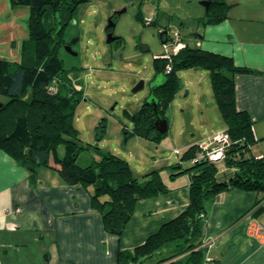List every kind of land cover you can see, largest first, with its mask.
Returning a JSON list of instances; mask_svg holds the SVG:
<instances>
[{"label":"trees","instance_id":"1","mask_svg":"<svg viewBox=\"0 0 264 264\" xmlns=\"http://www.w3.org/2000/svg\"><path fill=\"white\" fill-rule=\"evenodd\" d=\"M86 1L10 0L13 6H25L29 10L28 37L22 41L20 61L0 58V95L8 98L0 108V149L25 167L33 182L38 169L48 167L54 168L69 185L92 186L91 204L100 211L103 229L120 236L131 218L135 201L164 193L168 188L160 178L159 169L138 179L129 162L110 151L96 148L97 158L85 166L77 161L85 150L78 142L80 131L75 125V111L83 91L76 89L79 81L71 80L70 70L64 67L58 52L65 44L64 28L68 20L79 4ZM230 7L224 0H211L200 23L207 25L227 19ZM63 11L66 14L62 15ZM49 13L54 21L48 23ZM137 17L143 19L140 13ZM165 34L166 31H161V40ZM116 39L121 43L120 37ZM154 65L150 83L160 78V84L153 86L137 111L124 112L133 124L126 136L143 135L152 141L165 136L155 128L156 112L147 99L153 94L157 111L169 122L166 110L183 90L178 72L198 68L210 74L231 145L221 165L206 159L194 160L199 144H191L180 152L178 163L170 168L189 173V204L142 244L132 250L119 249L116 264H201L203 224L214 196L237 187L247 191L264 189V156L257 158L251 154L256 143L253 119L235 105L234 78L250 70L237 66L232 57L188 44L169 58L156 57ZM61 144L62 155L57 150ZM50 158L60 167L51 165ZM185 162L187 167L182 168ZM170 245L178 250L164 253L163 249ZM182 254L186 255L178 258Z\"/></svg>","mask_w":264,"mask_h":264},{"label":"crops","instance_id":"2","mask_svg":"<svg viewBox=\"0 0 264 264\" xmlns=\"http://www.w3.org/2000/svg\"><path fill=\"white\" fill-rule=\"evenodd\" d=\"M180 1L191 9L179 20L199 19L194 44L180 37L184 44L232 57L237 66L250 70L234 78L235 105L253 119L256 143L251 154L264 156V0H224L231 5L228 18L207 25L200 23L207 10L200 5L202 0H159L147 16L160 29L170 28V16ZM24 15L29 16L27 7ZM18 55L12 60L20 61L21 51ZM211 138L186 142L185 149ZM50 163L60 167L52 158ZM173 164L166 163L160 173L168 190L135 201L130 220L117 236L103 229L100 211L91 204L92 186L69 185L48 167H40L33 182L30 172L0 149V264H116L119 249L132 250L142 244L189 204V173L171 169ZM206 213L201 264H264V241L247 234L251 220L264 224V189L225 190L214 196ZM167 248L166 254L178 250L173 245Z\"/></svg>","mask_w":264,"mask_h":264},{"label":"rangeland","instance_id":"3","mask_svg":"<svg viewBox=\"0 0 264 264\" xmlns=\"http://www.w3.org/2000/svg\"><path fill=\"white\" fill-rule=\"evenodd\" d=\"M153 1L88 0L79 4L64 28L65 44L58 53L64 67L70 70L71 80L79 81L76 89L83 91L75 111V125L80 131L78 142L85 147L77 158L81 165L97 158L98 148L126 159L133 175L142 179L152 169L157 168L161 173L166 163L178 161L177 147L182 152L186 142L212 137L214 131L226 126L216 104L210 74L189 68L178 72L183 90L166 110L170 124L165 136L154 141L143 135L126 136L133 124L124 112L137 111L149 95L155 73L154 59L165 52L164 43L175 39L178 32L181 38L191 39L190 44H194L199 24L197 17L177 18L191 9L187 2L180 1L179 8L170 16L172 26L160 29L156 20L147 16L159 0ZM24 8L13 6L10 0H0V58H19L22 41L28 37L29 16L24 18ZM138 13L144 20L137 17ZM53 18L49 13L47 22H53ZM110 23L113 26L108 28ZM161 31H166L162 40ZM109 33L120 37L121 43L117 39L108 43ZM140 81L144 85L135 92L133 88ZM7 99L1 94L0 104ZM63 149L61 144L57 149L60 155Z\"/></svg>","mask_w":264,"mask_h":264},{"label":"built area","instance_id":"4","mask_svg":"<svg viewBox=\"0 0 264 264\" xmlns=\"http://www.w3.org/2000/svg\"><path fill=\"white\" fill-rule=\"evenodd\" d=\"M169 41V43H164L165 52L156 57L169 58L171 54L176 53L179 49L185 46V44L180 41V34L178 32H175V39ZM230 145L229 132L223 129V131L215 133L209 141L200 142L199 150L197 151L194 160L206 159L212 163L215 162L220 165L224 162V159L227 156L226 150ZM179 153L180 151L177 149L176 154L178 155ZM16 210L17 212L21 211L19 208ZM247 234L257 238L261 242L264 241V224L251 220L247 226Z\"/></svg>","mask_w":264,"mask_h":264},{"label":"water","instance_id":"5","mask_svg":"<svg viewBox=\"0 0 264 264\" xmlns=\"http://www.w3.org/2000/svg\"><path fill=\"white\" fill-rule=\"evenodd\" d=\"M211 0H202L200 2V5H203L205 7V9H207L209 7V4H210ZM112 23H110L108 25V28L112 27ZM117 37L113 36V33H109L108 34V38H107V42L108 43H111L112 41H115ZM66 49L70 52H72V49L70 46H66ZM157 84H160V82L156 81V83H153L151 84L150 86V91L152 92L153 90V86L154 85H157ZM144 85V82L143 81H140V83H138L133 89L135 92L137 91H140V88H142ZM147 103L152 105L153 108H154V111L156 112V120L154 121L155 123V128L156 130L161 133V134H165V132H167L168 128H169V122L168 120L166 119V117H162L159 112L157 111V102L156 100L154 99L153 97V94H151V96H149V98L147 99ZM2 107V104H0V108Z\"/></svg>","mask_w":264,"mask_h":264}]
</instances>
